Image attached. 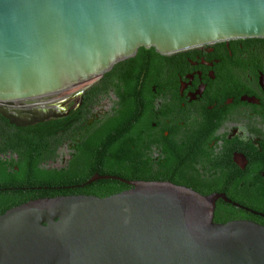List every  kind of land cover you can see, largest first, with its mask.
Returning <instances> with one entry per match:
<instances>
[{"label": "water", "instance_id": "1", "mask_svg": "<svg viewBox=\"0 0 264 264\" xmlns=\"http://www.w3.org/2000/svg\"><path fill=\"white\" fill-rule=\"evenodd\" d=\"M256 39L264 0H0V116L16 127L45 122L62 112L56 99L141 48L171 57ZM121 181L131 188L107 198L37 199L6 211L0 264H264V227L214 223L217 201L231 203L224 194Z\"/></svg>", "mask_w": 264, "mask_h": 264}, {"label": "flooded vegetation", "instance_id": "2", "mask_svg": "<svg viewBox=\"0 0 264 264\" xmlns=\"http://www.w3.org/2000/svg\"><path fill=\"white\" fill-rule=\"evenodd\" d=\"M241 41L247 40L217 43L187 52L190 54L185 58L188 64L179 61L172 65H119L116 71L112 72V68L104 74L111 73L107 79H103V75L74 95L69 93L56 99L63 100L62 112L51 113L47 121H63L64 128L59 133H54L55 128L51 130L50 149L53 154L47 165L56 169L67 167L73 146L77 145V142L73 145L70 138L77 137L80 143L83 134L115 116L120 109L119 96H125L127 85L137 83L139 92L149 91L152 94L151 106L147 110L152 121L150 131L167 138L168 129H176L182 144L187 143L195 150L197 171L202 179L248 183L259 178L264 182V56L263 50L241 44ZM169 83L174 85L177 96L170 95L174 89L168 88ZM95 85H99L97 91L103 96L97 101L91 99L94 101L89 104L86 93ZM245 98L254 102L245 101ZM141 103L140 98L133 102L132 108L135 107L138 113L128 117L130 122L122 127V132L136 124L135 117L143 111ZM22 112L14 115L20 118ZM61 141L63 143L58 145ZM199 151L200 157L210 160L199 165ZM0 152L6 172H16L20 158L17 149H9L0 138ZM251 156L262 164L256 175L251 172L245 174ZM230 204L246 211L249 217L232 221H249L264 227L261 224L264 222L262 212L234 202Z\"/></svg>", "mask_w": 264, "mask_h": 264}, {"label": "trees", "instance_id": "3", "mask_svg": "<svg viewBox=\"0 0 264 264\" xmlns=\"http://www.w3.org/2000/svg\"><path fill=\"white\" fill-rule=\"evenodd\" d=\"M241 44L252 45L264 56V39L241 41ZM233 47V45H231ZM189 53L171 57L160 56L153 49H139L135 57L119 63L112 72L122 65H163L176 63L188 64L185 61ZM111 73L104 75L107 79ZM127 85L125 96H119L118 113L104 120L100 125L82 135L80 143L77 137H71L73 146L71 160L67 167L56 169L47 165L53 154L51 130L59 133L64 128L63 121L43 122L31 127H15L0 116V138L7 147L19 153L16 172H6V165L0 160V216L6 211L32 200L52 199L66 196H94L107 198L130 189L123 181L169 182L176 186L189 188L202 196L222 193L225 197L241 207L250 208L264 214V182L259 178L248 183L210 182L198 174V161L195 150L182 144L180 135L175 129L164 138L163 135L150 131L148 108L151 106L149 91L139 92V84ZM99 85L93 86L87 93L88 102L92 103L103 96L97 91ZM168 88L174 91L172 83ZM105 93V92H104ZM93 97V98H92ZM97 97V98H95ZM142 100L143 111L137 121L126 132L122 127L130 122V116L137 114L132 108L135 99ZM205 112H208L207 110ZM89 109L86 110V114ZM203 127H206L203 125ZM59 142L58 145L62 144ZM209 141L206 142L208 144ZM1 153V152H0ZM207 153V152H206ZM199 165L209 158L200 157ZM208 154V153H207ZM229 158V157H228ZM250 164L245 174L256 173L262 164L255 156L250 157ZM204 159V160H202ZM229 162V159L226 158ZM2 165V166H1ZM264 168V167H263ZM111 177L91 184L87 182L94 176ZM113 178H117L113 179ZM246 211L221 200L217 201L214 222L225 224L237 219H248ZM251 218V217H250ZM264 225V222H261Z\"/></svg>", "mask_w": 264, "mask_h": 264}]
</instances>
